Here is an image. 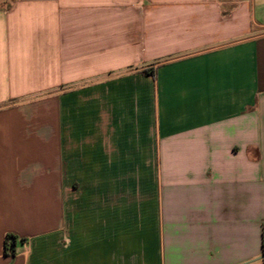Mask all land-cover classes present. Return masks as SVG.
I'll use <instances>...</instances> for the list:
<instances>
[{
	"label": "crops",
	"instance_id": "0c3cea01",
	"mask_svg": "<svg viewBox=\"0 0 264 264\" xmlns=\"http://www.w3.org/2000/svg\"><path fill=\"white\" fill-rule=\"evenodd\" d=\"M0 264H264V0H0Z\"/></svg>",
	"mask_w": 264,
	"mask_h": 264
},
{
	"label": "trees",
	"instance_id": "16d2710c",
	"mask_svg": "<svg viewBox=\"0 0 264 264\" xmlns=\"http://www.w3.org/2000/svg\"><path fill=\"white\" fill-rule=\"evenodd\" d=\"M15 241V236L8 234L5 237V241H4V251L5 253L9 252L10 254H14V247H13V243Z\"/></svg>",
	"mask_w": 264,
	"mask_h": 264
}]
</instances>
